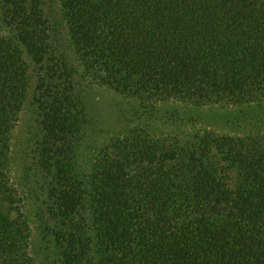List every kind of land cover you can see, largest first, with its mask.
I'll return each instance as SVG.
<instances>
[{"label": "trees", "instance_id": "16d2710c", "mask_svg": "<svg viewBox=\"0 0 264 264\" xmlns=\"http://www.w3.org/2000/svg\"><path fill=\"white\" fill-rule=\"evenodd\" d=\"M62 1L85 78L139 99L143 119L83 161L72 133L85 97L52 54L43 0H0V264L40 261L11 177L29 60L51 262L264 264V129L154 127L186 125L219 101L264 126V0Z\"/></svg>", "mask_w": 264, "mask_h": 264}, {"label": "rangeland", "instance_id": "374dc122", "mask_svg": "<svg viewBox=\"0 0 264 264\" xmlns=\"http://www.w3.org/2000/svg\"><path fill=\"white\" fill-rule=\"evenodd\" d=\"M43 7L51 30L52 54L55 56L57 63H62V65L69 63V66H73L71 76L74 75L79 81L77 88L82 90V95L85 97L82 98L83 105L78 109L79 114H77V121L73 127L72 141L76 143V152L81 159L91 161L94 158L96 159L102 145L115 135L119 137L125 135L131 127L142 121L143 109L140 108V101L136 97L117 93L108 86L100 85L98 82L89 81L87 77L85 78L83 68L78 65L75 59L76 55L69 43V28L64 13L63 1L43 0ZM1 26V32L8 34L9 26L7 23L2 22ZM29 66V80L32 87L29 88L28 100L32 101V90L36 76L30 60ZM29 101L24 104L19 113L11 138V177L24 199L25 211L30 216L32 229L30 253L40 259L39 264H55L51 262L54 245L46 237L49 231L43 223L46 217L43 195L47 186V179L40 171L35 159H32V157L35 158V152H38L39 111L34 103H29ZM221 103L219 101L211 106L201 107L197 111L192 110L191 113L195 114H192L191 121H187L186 125H181L178 128L169 123H162V121H155L156 125L154 127L157 128H155L156 131L164 133H173V131L177 132L179 130L194 133L208 127L212 130L225 131L233 135H245L248 132L258 133L264 129V126L262 127L260 124H254L251 127L247 122L240 123L243 118H248L247 114L250 109L247 110L244 106L233 104L222 105ZM161 107L169 108L166 105ZM160 112L163 113V110L158 109L157 114ZM181 115L183 114L179 113V116ZM236 121L238 125L234 127Z\"/></svg>", "mask_w": 264, "mask_h": 264}]
</instances>
